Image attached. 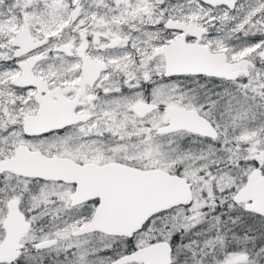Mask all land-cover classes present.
I'll list each match as a JSON object with an SVG mask.
<instances>
[{
    "label": "snow or ice",
    "instance_id": "obj_1",
    "mask_svg": "<svg viewBox=\"0 0 264 264\" xmlns=\"http://www.w3.org/2000/svg\"><path fill=\"white\" fill-rule=\"evenodd\" d=\"M0 264H264V0H0Z\"/></svg>",
    "mask_w": 264,
    "mask_h": 264
}]
</instances>
